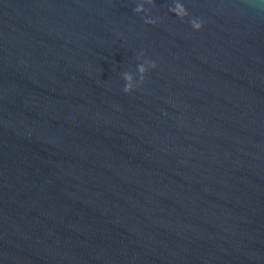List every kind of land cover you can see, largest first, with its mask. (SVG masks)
<instances>
[{
    "label": "water",
    "instance_id": "water-1",
    "mask_svg": "<svg viewBox=\"0 0 264 264\" xmlns=\"http://www.w3.org/2000/svg\"><path fill=\"white\" fill-rule=\"evenodd\" d=\"M180 2L0 0V264H264V0Z\"/></svg>",
    "mask_w": 264,
    "mask_h": 264
},
{
    "label": "clouds",
    "instance_id": "clouds-1",
    "mask_svg": "<svg viewBox=\"0 0 264 264\" xmlns=\"http://www.w3.org/2000/svg\"><path fill=\"white\" fill-rule=\"evenodd\" d=\"M155 3L156 0H140V3H138L136 8L134 9L137 14H144L143 19L146 24L156 23L155 19L150 18V8L145 7V5H150L154 7ZM168 11L181 20H184L190 15L186 7L183 3L180 2V0H173V4L169 7ZM190 25L194 30L199 31L203 28L204 21L202 19L193 17L190 20ZM143 57L144 53H141L138 56V60H141L142 62L137 64L136 74H133L132 72L123 73V79L125 81L123 92L126 94L132 93L138 86V84L144 83L145 76L150 68H156L155 61L144 60Z\"/></svg>",
    "mask_w": 264,
    "mask_h": 264
}]
</instances>
